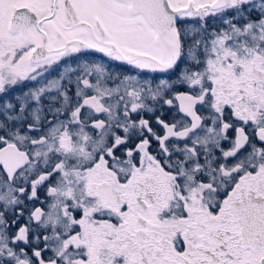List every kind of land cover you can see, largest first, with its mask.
<instances>
[{"label": "snow or ice", "instance_id": "6c2138e0", "mask_svg": "<svg viewBox=\"0 0 264 264\" xmlns=\"http://www.w3.org/2000/svg\"><path fill=\"white\" fill-rule=\"evenodd\" d=\"M0 264H264V0H0Z\"/></svg>", "mask_w": 264, "mask_h": 264}, {"label": "flooded vegetation", "instance_id": "af4514ba", "mask_svg": "<svg viewBox=\"0 0 264 264\" xmlns=\"http://www.w3.org/2000/svg\"><path fill=\"white\" fill-rule=\"evenodd\" d=\"M176 71L178 72L179 68H177ZM56 75H57V72L52 73V76H56ZM30 87H33V85L30 82H25V85L23 87L15 89V91H14V93H12V95L26 91Z\"/></svg>", "mask_w": 264, "mask_h": 264}]
</instances>
